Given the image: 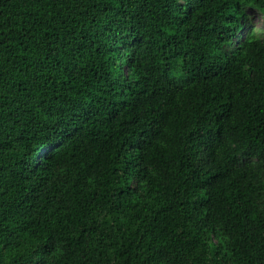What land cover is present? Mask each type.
Listing matches in <instances>:
<instances>
[{
  "label": "trees",
  "instance_id": "1",
  "mask_svg": "<svg viewBox=\"0 0 264 264\" xmlns=\"http://www.w3.org/2000/svg\"><path fill=\"white\" fill-rule=\"evenodd\" d=\"M264 0H0V264H264Z\"/></svg>",
  "mask_w": 264,
  "mask_h": 264
},
{
  "label": "rangeland",
  "instance_id": "2",
  "mask_svg": "<svg viewBox=\"0 0 264 264\" xmlns=\"http://www.w3.org/2000/svg\"><path fill=\"white\" fill-rule=\"evenodd\" d=\"M246 13H247L248 21L242 33L244 34L247 31V27L249 25H253L258 36L264 38V16L263 14L260 11L252 9V8H248Z\"/></svg>",
  "mask_w": 264,
  "mask_h": 264
}]
</instances>
